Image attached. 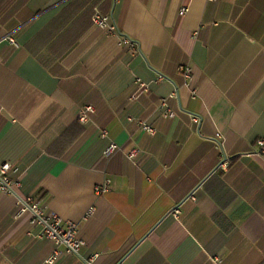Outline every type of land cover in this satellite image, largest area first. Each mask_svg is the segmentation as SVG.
I'll list each match as a JSON object with an SVG mask.
<instances>
[{
	"label": "crops",
	"instance_id": "crops-1",
	"mask_svg": "<svg viewBox=\"0 0 264 264\" xmlns=\"http://www.w3.org/2000/svg\"><path fill=\"white\" fill-rule=\"evenodd\" d=\"M261 137L264 0H0V166L84 244L48 263L0 195V264H264Z\"/></svg>",
	"mask_w": 264,
	"mask_h": 264
},
{
	"label": "built area",
	"instance_id": "built-area-1",
	"mask_svg": "<svg viewBox=\"0 0 264 264\" xmlns=\"http://www.w3.org/2000/svg\"><path fill=\"white\" fill-rule=\"evenodd\" d=\"M187 9H181L180 15L185 14ZM92 25L103 31L106 34L114 35L118 44L124 47L131 53L138 51V45L127 35L122 34L117 25L114 22L109 21L108 17L100 15L95 12L92 16ZM13 44L12 40H9ZM178 71L185 79L191 77V69L187 66H181ZM136 85L138 86V92L145 91L146 86L139 80H136ZM192 97H195L196 91L191 90ZM93 113V108L91 106L84 107L79 113L80 123H85L88 121L89 115ZM166 116L171 118L173 113L167 111ZM192 123L198 124L199 119L197 117L191 118ZM142 131L153 135L154 129L145 125L144 123H139ZM102 136H105V131L102 132ZM216 138L219 139L220 135L217 134ZM258 148L257 156L264 159V137L259 138L256 141ZM116 150L115 145H110L106 151V155H109ZM137 154L136 150L128 153V158L133 159ZM228 164L227 159L220 167H225ZM21 187V174L17 168L10 166L9 164H3L0 166V195H8L14 198L16 206V217L23 215H28L29 225L34 228L39 229L40 237L47 239L52 242L55 246L51 257L48 259V263H53L54 260L63 255H78L82 247L83 242L77 237V225L70 221H63L55 213H47L45 209L39 204V202L32 196H24L20 193ZM109 189V181H106L100 187L96 188V194L106 193ZM93 210L90 209L86 214L89 217Z\"/></svg>",
	"mask_w": 264,
	"mask_h": 264
}]
</instances>
